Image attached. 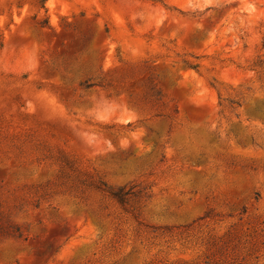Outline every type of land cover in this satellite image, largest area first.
<instances>
[{
	"label": "rangeland",
	"instance_id": "374dc122",
	"mask_svg": "<svg viewBox=\"0 0 264 264\" xmlns=\"http://www.w3.org/2000/svg\"><path fill=\"white\" fill-rule=\"evenodd\" d=\"M0 227V264H264V0H0Z\"/></svg>",
	"mask_w": 264,
	"mask_h": 264
},
{
	"label": "trees",
	"instance_id": "16d2710c",
	"mask_svg": "<svg viewBox=\"0 0 264 264\" xmlns=\"http://www.w3.org/2000/svg\"><path fill=\"white\" fill-rule=\"evenodd\" d=\"M82 85L84 87H91L93 85H99L96 83H91L89 80H84L82 82ZM163 96V93L161 89L158 87L156 88V85L146 87L139 93H132V92H127V97L133 101L134 104L140 105L143 107H154L156 104L159 103ZM170 129L168 130V132ZM134 186H131L129 188H126L125 186H120L117 188L113 187H108L107 192L109 195L114 198L119 204L124 205L127 202V198L129 195L133 194L132 189ZM8 236H15L19 237L21 234L18 232V228L13 229H3L0 227V242L2 239L8 237Z\"/></svg>",
	"mask_w": 264,
	"mask_h": 264
}]
</instances>
